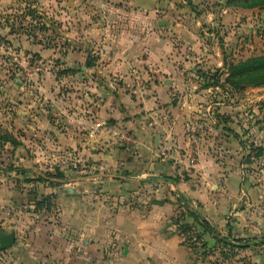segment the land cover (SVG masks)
Here are the masks:
<instances>
[{
	"label": "crops",
	"instance_id": "0c3cea01",
	"mask_svg": "<svg viewBox=\"0 0 264 264\" xmlns=\"http://www.w3.org/2000/svg\"><path fill=\"white\" fill-rule=\"evenodd\" d=\"M109 1L118 2L105 11L103 23L86 25L74 5L71 15L56 8V30L61 32L63 17L78 12L73 25L103 35L91 44L96 59L89 65L87 54L84 63H76L71 90L50 88L44 73L37 84L34 80L36 102L14 97L2 109L12 122L17 109L24 127L54 144L59 158L70 154L73 162L92 169L79 168L66 183L48 188L56 219L31 226L14 222L15 244L8 251L14 257L22 252L24 264H49L48 259L52 264H206L176 224L183 197L190 200L187 209L210 227L211 234L203 235L207 246H214L212 235L247 246L229 258L219 254V264H264V219L244 216L219 189V108L198 105L195 91L180 83L177 59L163 58L167 52L156 35L159 20L152 3L142 10L130 6L136 0ZM43 42L29 48L39 58L47 57ZM27 142L33 143V136ZM238 172L227 175L233 188L239 186ZM21 230H39L42 241L25 239Z\"/></svg>",
	"mask_w": 264,
	"mask_h": 264
},
{
	"label": "rangeland",
	"instance_id": "374dc122",
	"mask_svg": "<svg viewBox=\"0 0 264 264\" xmlns=\"http://www.w3.org/2000/svg\"><path fill=\"white\" fill-rule=\"evenodd\" d=\"M244 1L136 0L130 6L145 10L151 3L154 5L157 9L155 18L159 20L156 35H161V48L167 52L163 58L177 59V70L183 77L180 83L182 86L186 84L185 89L190 85L195 91L194 100L198 105L219 108V189L224 191L223 200L237 202L244 216L264 219V83L237 87L238 83L229 79L232 66L264 56V0ZM117 2L0 0L2 233L12 231L14 222L31 226L56 219L57 204L50 200L53 193H49L48 188L53 190L66 183V179L79 168L92 170L86 163L79 165L73 162L70 154L59 158L54 144L41 142L40 133L24 127L17 109L13 122L3 116L2 109L7 110L14 97L21 103L27 100L36 102L35 84L44 73L52 82L50 88H57L61 93L70 91L72 78L78 72L76 63H84L88 54L90 65L98 53L91 44L99 43L103 36L100 31L93 32L90 26L82 25L80 28L73 25L78 12L86 25L93 21L103 23L105 11ZM73 5L78 10L75 17H63L61 32L56 30L60 19L54 15L56 8L70 13ZM44 26L47 30L41 29ZM109 34L112 36L114 33ZM40 39L44 40L42 46L46 45L47 57L39 58L29 49ZM188 61L189 65H183ZM158 72L167 75L165 71ZM18 108L22 110L21 106ZM30 135L33 143L27 142ZM236 169H239V186L233 188L235 184L228 180L231 176L227 175ZM21 234L25 239L32 235L37 245L42 241L39 230L31 234L21 230ZM12 246L0 249V264L26 263L22 252L14 257L8 251ZM219 254L217 250L200 259L206 264H219ZM47 261L49 264L53 262L51 259Z\"/></svg>",
	"mask_w": 264,
	"mask_h": 264
},
{
	"label": "trees",
	"instance_id": "16d2710c",
	"mask_svg": "<svg viewBox=\"0 0 264 264\" xmlns=\"http://www.w3.org/2000/svg\"><path fill=\"white\" fill-rule=\"evenodd\" d=\"M248 1L249 0H245L244 2ZM241 4L246 5V3L243 2ZM231 78L238 83L237 87L264 83V56L252 58L238 65L232 66L229 72V79ZM225 130L227 131L228 129ZM12 142L14 141L12 140ZM168 179L173 181L171 178H167V180ZM180 201H182L184 210L177 216L176 224L180 229V234L185 239V243L194 253L200 257H205L209 254L208 251L214 246H217L218 251L219 247L220 249L225 248L227 251L220 253L222 257L229 258L234 254V250L247 247L246 245H232L231 241L219 239L214 235H212L214 246H207L208 243L203 240V235L207 233L211 234L209 225L196 213L187 209L190 203L189 199L182 197ZM187 218L190 219V222L186 221Z\"/></svg>",
	"mask_w": 264,
	"mask_h": 264
},
{
	"label": "water",
	"instance_id": "95a60500",
	"mask_svg": "<svg viewBox=\"0 0 264 264\" xmlns=\"http://www.w3.org/2000/svg\"><path fill=\"white\" fill-rule=\"evenodd\" d=\"M14 243V233H1L0 234V249H5L12 246Z\"/></svg>",
	"mask_w": 264,
	"mask_h": 264
}]
</instances>
